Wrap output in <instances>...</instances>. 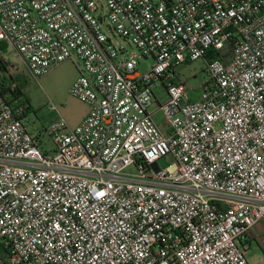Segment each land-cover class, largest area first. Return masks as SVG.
Here are the masks:
<instances>
[{
    "label": "built area",
    "instance_id": "built-area-1",
    "mask_svg": "<svg viewBox=\"0 0 264 264\" xmlns=\"http://www.w3.org/2000/svg\"><path fill=\"white\" fill-rule=\"evenodd\" d=\"M104 2L0 0V42L36 78L72 60L71 93L89 106L74 128L53 123L44 150L16 85L0 88V264H251V240L264 246V0ZM198 59L206 78L189 87L179 68Z\"/></svg>",
    "mask_w": 264,
    "mask_h": 264
},
{
    "label": "rangeland",
    "instance_id": "rangeland-1",
    "mask_svg": "<svg viewBox=\"0 0 264 264\" xmlns=\"http://www.w3.org/2000/svg\"><path fill=\"white\" fill-rule=\"evenodd\" d=\"M102 2L105 3L104 0ZM103 30L115 43L127 45L120 36H113L108 23L103 24ZM5 58L10 62L7 66L8 72L6 74L16 75L21 73L26 79V86L24 89H21L23 93L17 92V98H22L21 100L20 98L17 100L22 102L23 99L25 102L27 111L23 120L28 130L37 137L42 149H53L55 144L51 136L48 135L47 129L61 118H64L67 124L74 128L86 117L87 111L89 112V106L71 93V87L78 77L75 63L72 60L64 61L49 73L36 78L31 74L24 61L15 51L13 52L8 48ZM153 62V58L149 57L146 61L141 62L139 69L144 71L147 65H151ZM179 71L187 82V85L196 88L206 78L205 60L198 59L185 63L179 68ZM153 91L156 98L153 100L150 111L153 113V118L161 130L166 132L169 124L160 110V106L164 105L169 97L163 85L155 86ZM198 91L196 89L191 94V99L198 97ZM52 105L56 109H52ZM173 162L174 159L168 156L160 159L159 165L162 168H166ZM126 172L136 174L137 169L131 166ZM248 259L251 264H264V248L255 240H251Z\"/></svg>",
    "mask_w": 264,
    "mask_h": 264
},
{
    "label": "trees",
    "instance_id": "trees-1",
    "mask_svg": "<svg viewBox=\"0 0 264 264\" xmlns=\"http://www.w3.org/2000/svg\"><path fill=\"white\" fill-rule=\"evenodd\" d=\"M10 48L13 52L15 50H13L9 44L5 41H1L0 42V88L1 90L6 93L7 91L10 90V87L15 84V94H17V92H21V88L19 83L16 81V77L17 76H23L21 73L16 74V75H7L6 73L8 72V65H9V61L6 60L7 58H5V53H7V49ZM16 52V51H15ZM17 53V52H16ZM23 104H25V102L23 101Z\"/></svg>",
    "mask_w": 264,
    "mask_h": 264
},
{
    "label": "water",
    "instance_id": "water-1",
    "mask_svg": "<svg viewBox=\"0 0 264 264\" xmlns=\"http://www.w3.org/2000/svg\"><path fill=\"white\" fill-rule=\"evenodd\" d=\"M16 81L19 83L21 89L25 88L26 79L23 76H17Z\"/></svg>",
    "mask_w": 264,
    "mask_h": 264
},
{
    "label": "crops",
    "instance_id": "crops-1",
    "mask_svg": "<svg viewBox=\"0 0 264 264\" xmlns=\"http://www.w3.org/2000/svg\"><path fill=\"white\" fill-rule=\"evenodd\" d=\"M88 114V111H87V113H86V115ZM263 232H264V229H263ZM254 240V239H253ZM256 241V240H255ZM262 248H264V246H261Z\"/></svg>",
    "mask_w": 264,
    "mask_h": 264
},
{
    "label": "flooded vegetation",
    "instance_id": "flooded-vegetation-1",
    "mask_svg": "<svg viewBox=\"0 0 264 264\" xmlns=\"http://www.w3.org/2000/svg\"><path fill=\"white\" fill-rule=\"evenodd\" d=\"M24 89V88H23ZM23 92H22V90H21V94H22Z\"/></svg>",
    "mask_w": 264,
    "mask_h": 264
}]
</instances>
